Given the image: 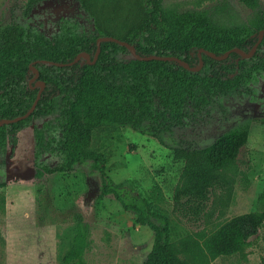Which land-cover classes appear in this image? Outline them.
Instances as JSON below:
<instances>
[{
    "label": "trees",
    "instance_id": "obj_1",
    "mask_svg": "<svg viewBox=\"0 0 264 264\" xmlns=\"http://www.w3.org/2000/svg\"><path fill=\"white\" fill-rule=\"evenodd\" d=\"M44 1L49 0H27L0 27V122L26 114L44 83L27 118L0 124V187L7 178V143L16 147L19 130L33 125L36 176L78 170L93 160L101 194L113 195L136 215V223L154 233L143 264H213L217 258L245 256L264 225V211L226 221L215 218L224 216L233 199L238 155L252 119L240 117L212 136L198 131L209 124L216 104L227 96H251V86L263 75L264 9L259 0H240L253 12L239 21L207 10H178L167 0H75L92 28L65 17L51 36L30 21ZM224 14L229 17V11ZM100 37L126 41L140 56L176 57L190 68L202 66L193 71L173 60H139L114 41H102L93 62ZM256 44L250 56L229 52L250 54ZM211 53L227 55L218 59ZM80 54L89 57L72 63ZM126 126L157 139L183 163L174 210L202 221V229L176 238L165 215H159L158 224L152 220L157 214L149 198L108 176L106 157L92 149L94 136ZM183 129L194 135L176 134ZM150 194L157 204L161 201L159 189ZM261 203L264 207V196ZM76 229L74 247L64 257L67 264H84L87 227L78 224Z\"/></svg>",
    "mask_w": 264,
    "mask_h": 264
},
{
    "label": "rangeland",
    "instance_id": "obj_2",
    "mask_svg": "<svg viewBox=\"0 0 264 264\" xmlns=\"http://www.w3.org/2000/svg\"><path fill=\"white\" fill-rule=\"evenodd\" d=\"M26 1L0 0V27ZM259 3L264 9V0ZM167 4L178 10L216 12L223 20H247L253 12L240 0H167ZM65 17L77 18L86 29L92 28L75 0L44 1L32 11L30 21L51 36ZM251 91V96H227L216 104L209 124L198 131V135L212 136L240 117L252 119L247 143L238 155L233 199L224 216L216 221L264 211V71ZM176 134L194 135V131L176 130ZM18 140L16 147L7 143L4 150L7 178L0 187V264H67L64 257L74 247L78 224L87 227L84 264L144 263L152 249L154 233L148 226L136 223V215L125 211L113 195L101 194V177L93 160L78 170L37 177L33 125L21 128ZM92 149L106 157V173L116 184L131 186L135 193L151 200L156 224L160 222L159 215H165L176 238L203 228L202 221L174 210V187L183 163L176 161L157 139L128 126L118 127L96 134ZM153 189L161 191L158 204L151 197ZM217 214L214 211L213 216ZM263 255L264 225L251 238L245 256L221 257L213 264H262Z\"/></svg>",
    "mask_w": 264,
    "mask_h": 264
},
{
    "label": "water",
    "instance_id": "obj_3",
    "mask_svg": "<svg viewBox=\"0 0 264 264\" xmlns=\"http://www.w3.org/2000/svg\"><path fill=\"white\" fill-rule=\"evenodd\" d=\"M262 34H263V31H261V36H262ZM102 41H114V42L119 43L120 45H123V46L127 47V48H128V49H129L134 55H135V57H136L137 59H139V60H143V61H148V60H152V59L165 60V61H166V60H173V61H177V62H179L182 66H184V67H186V68H188V69H190V70H193V71H194V70H198V69L202 66V62H200V65H199L198 67H196V68H190V67L187 65L186 62L181 61L180 59H178V58H176V57L140 56V55L136 54L134 47L131 46L128 42H126V41H121V40H119V39H117V38H114V37H100V38L97 40V51H96V54H95V57H94L93 62L97 59V56H98V53H99V50H100V46H101V42H102ZM256 46H257V44L254 46V48H253V50H252V52H251L250 54H244V53H243L241 50H239V49H232V50H230L229 52L235 50V51L241 53L243 56H250V55L254 52ZM202 51H203V50L201 49L200 52H202ZM210 55L213 56V57H215V58L222 59V58L226 57L227 54H225V55L222 56V57L214 56L212 53H211ZM81 56H86L87 58L89 57L87 54H80V55H78V57H77L72 63L76 62ZM48 62H49V63H52V64H56V65H63V64H59V63L52 62V61H48ZM72 63H68V64H72ZM36 74H37V73H36ZM40 86H41V90H42V88L44 87V83H43V82H40ZM41 90L39 91V93H38V95H37V98H36V100L34 101L32 107L30 108V110H29L26 114H24L23 116L17 117V118H15V119H13V120H3V121L0 122V124H1V123H4V122H7V123H9V122H17V121H20V120H23V119L27 118V117L33 112V110L35 109V106H36V104H37V101H38L39 98H40V92H41Z\"/></svg>",
    "mask_w": 264,
    "mask_h": 264
}]
</instances>
